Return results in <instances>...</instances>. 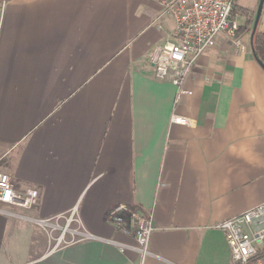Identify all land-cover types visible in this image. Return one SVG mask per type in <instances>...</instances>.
I'll use <instances>...</instances> for the list:
<instances>
[{
    "label": "crops",
    "instance_id": "obj_1",
    "mask_svg": "<svg viewBox=\"0 0 264 264\" xmlns=\"http://www.w3.org/2000/svg\"><path fill=\"white\" fill-rule=\"evenodd\" d=\"M174 29L159 0H0V173L39 190L0 203V264H139L118 204L153 215L145 264H232L216 224L264 203V68L252 29L220 33L176 102L151 60ZM72 214L94 238L57 242Z\"/></svg>",
    "mask_w": 264,
    "mask_h": 264
},
{
    "label": "built area",
    "instance_id": "obj_2",
    "mask_svg": "<svg viewBox=\"0 0 264 264\" xmlns=\"http://www.w3.org/2000/svg\"><path fill=\"white\" fill-rule=\"evenodd\" d=\"M164 10L175 22L174 41L157 45L152 51L151 60L158 80L172 82L176 88V102L183 95H192L193 91L184 86L198 58L216 43L217 36L225 33L236 46H242L239 36L240 23L235 6L238 0H159ZM171 121L178 124H190L189 118L173 115ZM39 195L37 188L20 191L14 188L12 178L7 173H0V203L30 209ZM0 208V212H1ZM66 223L54 227L61 229L56 237L58 243L71 233L70 241L75 242L94 238L87 231L72 229L75 217L65 216ZM109 221L126 232H133L137 246L135 250L140 257L139 264H145L151 254L150 240L155 230L151 213H143L128 204H118L109 213ZM47 228L49 220H37ZM226 237L231 252L232 264H264V203L250 208L216 224ZM53 229V230H55ZM51 238L53 235H51ZM120 250L124 245L118 244Z\"/></svg>",
    "mask_w": 264,
    "mask_h": 264
},
{
    "label": "trees",
    "instance_id": "obj_3",
    "mask_svg": "<svg viewBox=\"0 0 264 264\" xmlns=\"http://www.w3.org/2000/svg\"><path fill=\"white\" fill-rule=\"evenodd\" d=\"M234 11H240L242 15L247 17L246 26L241 25L239 28V32H241L242 29L247 30L250 26H253L257 9L254 10V9L242 7L238 3H236ZM252 45H253V52L255 58L263 67L264 66V33L259 31L258 28L252 38Z\"/></svg>",
    "mask_w": 264,
    "mask_h": 264
},
{
    "label": "rangeland",
    "instance_id": "obj_4",
    "mask_svg": "<svg viewBox=\"0 0 264 264\" xmlns=\"http://www.w3.org/2000/svg\"><path fill=\"white\" fill-rule=\"evenodd\" d=\"M260 0H238V3L240 6H246L250 9H254L256 10L257 6H258V3H259ZM257 13V12H256ZM235 14H238V20H239V23H240V26H246V22H247V17H245L244 15H242V13L240 11H235ZM255 21V20H254ZM254 25V23H253ZM251 29H253V26H250L247 31H251ZM242 31H245L244 29L241 30ZM54 237V236H53Z\"/></svg>",
    "mask_w": 264,
    "mask_h": 264
},
{
    "label": "water",
    "instance_id": "obj_5",
    "mask_svg": "<svg viewBox=\"0 0 264 264\" xmlns=\"http://www.w3.org/2000/svg\"><path fill=\"white\" fill-rule=\"evenodd\" d=\"M263 6H264V0H260L259 4H258V8H257V13H256L253 29H252V37L254 36V34L258 28V24H259V20H260L261 14H262Z\"/></svg>",
    "mask_w": 264,
    "mask_h": 264
}]
</instances>
